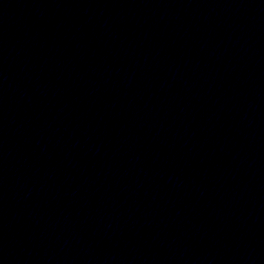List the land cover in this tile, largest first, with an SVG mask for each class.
<instances>
[{
    "label": "water",
    "instance_id": "1",
    "mask_svg": "<svg viewBox=\"0 0 264 264\" xmlns=\"http://www.w3.org/2000/svg\"><path fill=\"white\" fill-rule=\"evenodd\" d=\"M0 264H264V0H0Z\"/></svg>",
    "mask_w": 264,
    "mask_h": 264
}]
</instances>
